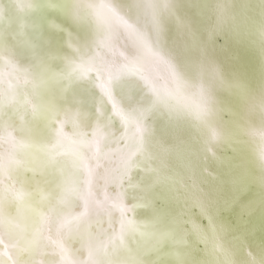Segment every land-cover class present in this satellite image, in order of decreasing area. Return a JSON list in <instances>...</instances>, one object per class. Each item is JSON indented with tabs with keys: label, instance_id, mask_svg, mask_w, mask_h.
<instances>
[{
	"label": "snow or ice",
	"instance_id": "obj_1",
	"mask_svg": "<svg viewBox=\"0 0 264 264\" xmlns=\"http://www.w3.org/2000/svg\"><path fill=\"white\" fill-rule=\"evenodd\" d=\"M185 4L193 14L177 15L176 0H141L134 4L136 18L129 17L135 29L119 16L117 6L109 9L111 18L97 14L95 49L103 51L101 45L115 35L114 18L129 30L134 51L150 49L173 70L175 91L162 94L144 83L148 96L135 108L129 104L121 109L114 99L123 103L116 90L123 91L133 74L104 62L93 46L81 44L64 22H56V13L84 21L79 0H33L29 11L39 13V20L24 17L13 27L9 18L7 27H0V65L7 56L13 71L31 77L25 81L26 91L0 89V148L9 145L7 153L0 151V233L8 240L7 245L0 240V264H45L36 257L46 255L49 247L76 258L62 264H264V148L255 168L240 155L256 116L264 129V0ZM205 13L210 23L207 40L202 41L194 17ZM165 17L176 23L192 75L164 49ZM5 20L0 0V23ZM145 27L147 32L141 33ZM226 32L237 45L231 70L215 54V39ZM245 39L257 47V89L246 76V53L240 47ZM61 45L71 52L61 51ZM105 77V94L99 98L104 111L97 109L90 123L77 92L86 91L85 83L96 88ZM53 85L56 94L46 95ZM157 115L172 129L170 136H157L150 122ZM117 117L121 127L113 131ZM125 125L130 127L126 130ZM100 136L105 148L110 142L123 147H116L119 160L101 177L102 200L90 201L85 160H99L101 150L94 152L93 142ZM37 152L43 154L46 167L60 168L63 176L44 199H37L39 187L25 192L26 182L13 191V178L20 182L23 172L35 171L29 157ZM68 160L71 175L60 167ZM213 164L226 171L218 174ZM204 176L215 185L209 187ZM81 199L84 210L73 215ZM45 210L54 222L63 221L56 242L44 237L49 219ZM61 238L80 247H63Z\"/></svg>",
	"mask_w": 264,
	"mask_h": 264
},
{
	"label": "bare ground",
	"instance_id": "obj_2",
	"mask_svg": "<svg viewBox=\"0 0 264 264\" xmlns=\"http://www.w3.org/2000/svg\"><path fill=\"white\" fill-rule=\"evenodd\" d=\"M42 2V0H40ZM141 0H79V6L81 13L83 15L84 21L74 22L70 16L56 13L58 15L59 21L65 23V26L69 28L73 34L78 37L81 44L93 46L98 57H102L104 62L115 64L117 67H124L127 71L133 75L130 77V80L126 81L123 85V91L120 87L117 88V95L121 96L123 103H121L119 97L114 99L117 104H119L121 109H124L127 105L135 108L138 106V102L148 96L146 89L143 84L147 83L152 88L158 90L162 94L172 93L175 91V77L173 75V70L168 63L161 60L159 57L153 55L150 49H146L142 52L134 51L136 44L132 36H129V30L125 25L114 18H112V23L115 28V35L110 36L105 45H101L104 49H95L94 41L97 38V27H98V16L99 13L102 17L111 18L110 8L117 6L122 12L119 13V16L123 18L124 21H127L128 24L133 25V28H138L134 24V21L131 19L136 18V8L134 4L140 3ZM145 4L155 2V0H143ZM161 4L167 2V0H159ZM33 0H3L5 7V17L6 20L4 23H0V27H7V19H11L13 22V27L16 26L19 20L28 17L31 20H39L40 14H30L29 7L32 5ZM177 15L184 14H193V10L188 8L185 4V0H176ZM22 8V12H18L17 9ZM127 15V16H126ZM131 19H130V18ZM196 25L200 32V39L202 41L207 40V32L205 31L206 27L210 23L208 14L205 13L204 16H195L194 17ZM150 22V21H149ZM164 23V49L165 51L171 53L175 58L176 62L180 65L182 70H184L189 75H192L191 68L188 65V58L183 50L180 37L177 32V26L173 19L165 17L163 19ZM147 28L141 29L140 32H147ZM125 37H128L125 39ZM102 39V37H98ZM223 46V48L221 47ZM237 47L235 40L232 38L231 34L226 32L224 35L217 36L215 39V54L217 58L224 64L225 68L231 70L234 68V65L231 60V53ZM246 53V76L250 80L251 86L253 89H257L260 85V71L259 64L260 60L258 57L257 47L251 42V39H245L240 45ZM61 51L65 53H70L71 50L67 49L61 45ZM9 57H5V62L0 65V89L6 90H15L19 89L20 92L26 91L24 84L27 79L31 77H26L21 72L13 71L11 65L7 63ZM17 63V62H13ZM17 67L19 64L17 63ZM62 67V66H61ZM59 71L60 69L57 68ZM107 75V74H106ZM107 84L106 77L103 80H98L96 88L89 85L88 83L84 84V90H78L77 96L79 99L84 101V106L82 111L86 114L89 122L92 123L96 119L97 109L104 111L99 104V98L104 93V85ZM57 88L55 85L48 91L46 95L51 96L56 94ZM71 97H69V102ZM175 101H173L174 103ZM113 101L108 102V108H112ZM7 111V106L5 107ZM115 115L114 112L110 113ZM152 126L154 127L157 136L159 137H168L170 136L172 129L168 125L167 121L160 116H155L151 121ZM121 127V121L119 117L113 122V131H116ZM130 126L125 125L127 130ZM72 129L69 126L66 128V132L71 133ZM134 131V128H133ZM47 136V131L44 133ZM192 134L191 130L186 129L185 135L190 136ZM119 136V132L117 133ZM264 129L261 128L259 116H256L251 129V134L246 136V143L243 146V151L240 154L242 158L249 164L250 167L255 168V161L259 157L260 150L264 148ZM116 147H123V145L113 146L110 142L109 147H104V139L102 136L97 137L93 142V151L100 149V158L97 161L96 157L93 156L91 160H85L86 165V175L90 181L89 192L90 201L102 200L103 193L105 191L104 181L101 179L105 173V169L113 167L119 160V157L116 155ZM9 150V145L7 143L3 144V147L0 148V151L7 153ZM63 151V149H61ZM91 155V153H90ZM227 155L231 156L232 153L228 152ZM32 160V165L35 171L23 172L19 181L16 178H13V191L19 190L21 188V182H26L28 186L24 187L25 192H35L37 187L40 189V195L37 199H44L48 197L56 187V183H59L63 180L61 176L60 168H57L55 171L53 169L46 167L45 158L42 153H33L29 157ZM68 175H71L73 172L72 162L68 160L62 162L61 166ZM218 174H223L226 170L219 167L218 165H211ZM258 171V168L256 169ZM8 173L5 172V176ZM209 187L215 185V181L212 178L207 176L202 177ZM99 180V182H98ZM7 184V180L4 181ZM95 185V187H92ZM99 189V194L97 193ZM255 190V187H254ZM131 202V201H130ZM80 207L75 208L73 215L78 212H82L83 208V199L80 201ZM91 207V205H90ZM47 213V210H45ZM49 216L48 221L44 225V237L46 239H51L53 242L57 241L58 235L63 228V221L56 223L52 219V214L47 213ZM257 221L260 219V212H257ZM19 223V221H17ZM93 227L95 223L93 222ZM104 228H107V223H104ZM0 240L7 245L8 240L4 237L3 233H0ZM60 243L63 247L66 248H79L80 244L78 242H73L71 244H65L64 238L60 239ZM41 252H44V249H41ZM36 259L38 261H45V264H62L68 260H75V257H70L67 254L61 255L60 249L58 247H49L46 255H37Z\"/></svg>",
	"mask_w": 264,
	"mask_h": 264
}]
</instances>
